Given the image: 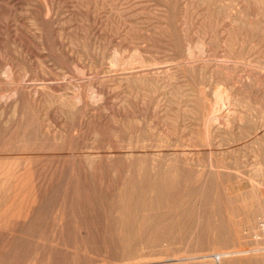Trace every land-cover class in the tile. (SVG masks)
I'll return each mask as SVG.
<instances>
[{
    "label": "rangeland",
    "instance_id": "374dc122",
    "mask_svg": "<svg viewBox=\"0 0 264 264\" xmlns=\"http://www.w3.org/2000/svg\"><path fill=\"white\" fill-rule=\"evenodd\" d=\"M0 264H264V0H0Z\"/></svg>",
    "mask_w": 264,
    "mask_h": 264
},
{
    "label": "bare ground",
    "instance_id": "6f19581e",
    "mask_svg": "<svg viewBox=\"0 0 264 264\" xmlns=\"http://www.w3.org/2000/svg\"><path fill=\"white\" fill-rule=\"evenodd\" d=\"M218 261V260H217Z\"/></svg>",
    "mask_w": 264,
    "mask_h": 264
}]
</instances>
